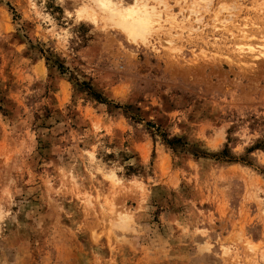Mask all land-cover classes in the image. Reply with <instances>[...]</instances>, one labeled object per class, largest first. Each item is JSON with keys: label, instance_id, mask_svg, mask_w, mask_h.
<instances>
[{"label": "rangeland", "instance_id": "1", "mask_svg": "<svg viewBox=\"0 0 264 264\" xmlns=\"http://www.w3.org/2000/svg\"><path fill=\"white\" fill-rule=\"evenodd\" d=\"M148 5L0 0V264H264V0Z\"/></svg>", "mask_w": 264, "mask_h": 264}, {"label": "bare ground", "instance_id": "2", "mask_svg": "<svg viewBox=\"0 0 264 264\" xmlns=\"http://www.w3.org/2000/svg\"><path fill=\"white\" fill-rule=\"evenodd\" d=\"M96 13L127 33L134 41H147L156 29L162 27L160 20L161 12L149 8L148 0H94ZM85 6H82V9ZM84 10V9H83ZM81 10V11H83ZM110 25V24H109ZM241 52H252L258 58L264 56V45L261 48L249 45L248 48L241 47Z\"/></svg>", "mask_w": 264, "mask_h": 264}]
</instances>
